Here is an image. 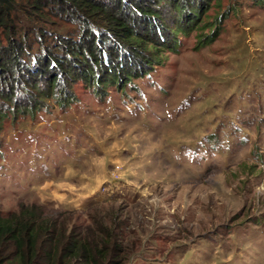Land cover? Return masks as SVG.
<instances>
[{"label":"rangeland","instance_id":"1","mask_svg":"<svg viewBox=\"0 0 264 264\" xmlns=\"http://www.w3.org/2000/svg\"><path fill=\"white\" fill-rule=\"evenodd\" d=\"M229 2L209 45L208 29L168 34L142 78L4 119L0 212L120 209L143 242L127 264H264V0L204 22Z\"/></svg>","mask_w":264,"mask_h":264},{"label":"trees","instance_id":"2","mask_svg":"<svg viewBox=\"0 0 264 264\" xmlns=\"http://www.w3.org/2000/svg\"><path fill=\"white\" fill-rule=\"evenodd\" d=\"M231 3L204 22L221 0H0V130L8 116L70 104L75 83L100 92L142 78L155 51L173 48L168 34L208 29L209 45ZM93 211L87 220L36 204L0 212V264H127L142 240L125 242L120 209Z\"/></svg>","mask_w":264,"mask_h":264}]
</instances>
